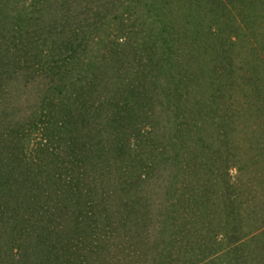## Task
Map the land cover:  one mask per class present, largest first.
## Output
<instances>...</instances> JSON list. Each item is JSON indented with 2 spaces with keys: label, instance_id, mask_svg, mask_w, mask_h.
<instances>
[{
  "label": "rangeland",
  "instance_id": "obj_1",
  "mask_svg": "<svg viewBox=\"0 0 264 264\" xmlns=\"http://www.w3.org/2000/svg\"><path fill=\"white\" fill-rule=\"evenodd\" d=\"M0 264H264V0H0Z\"/></svg>",
  "mask_w": 264,
  "mask_h": 264
}]
</instances>
